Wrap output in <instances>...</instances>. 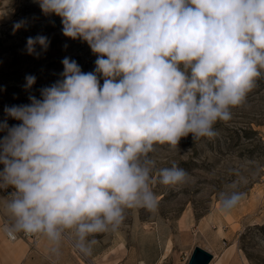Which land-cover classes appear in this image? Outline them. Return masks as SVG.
I'll return each mask as SVG.
<instances>
[{
    "label": "clouds",
    "instance_id": "1",
    "mask_svg": "<svg viewBox=\"0 0 264 264\" xmlns=\"http://www.w3.org/2000/svg\"><path fill=\"white\" fill-rule=\"evenodd\" d=\"M38 2L97 59L85 73L63 58L62 78L41 88V98L4 108L0 211L10 222L2 231L12 240L44 238L55 257L65 240L91 257L96 236L116 232L127 209L156 211L152 184L189 181L175 163L156 169L154 145L175 148L189 134L194 142L214 138V125L244 103L264 69V0ZM25 23L16 22L13 34ZM49 46L38 35L25 50L39 58ZM36 79L27 75L25 90ZM243 198L221 192V211Z\"/></svg>",
    "mask_w": 264,
    "mask_h": 264
},
{
    "label": "rangeland",
    "instance_id": "2",
    "mask_svg": "<svg viewBox=\"0 0 264 264\" xmlns=\"http://www.w3.org/2000/svg\"><path fill=\"white\" fill-rule=\"evenodd\" d=\"M22 20L25 27L13 34ZM62 28L61 17L46 16L38 0H0V122L6 106L29 104L30 94L41 98V88L62 78L63 58L76 60L85 73L94 70L97 55L87 42L63 35ZM38 35L50 40L39 58L25 50L27 38ZM29 74L37 79L25 90ZM230 111L229 121L214 125V138L194 142L189 134L175 148L154 145L150 157L156 169L175 163L190 179L177 186L157 181L151 185L159 201L155 212L127 209L116 232L98 234L92 255L99 264H188L197 246L215 255L211 264L220 259L264 264V69L244 103ZM224 191L244 194L227 213L220 209Z\"/></svg>",
    "mask_w": 264,
    "mask_h": 264
},
{
    "label": "crops",
    "instance_id": "3",
    "mask_svg": "<svg viewBox=\"0 0 264 264\" xmlns=\"http://www.w3.org/2000/svg\"><path fill=\"white\" fill-rule=\"evenodd\" d=\"M7 193L0 190V203L7 199ZM10 220L0 211V264H87L91 260L93 264H99L93 255L85 257L75 250L71 243L65 240L61 247L59 257L49 252V246L44 238L33 246L29 239L17 234L15 240L9 239L2 231V226ZM212 263V262H211ZM214 264H228L226 259H220Z\"/></svg>",
    "mask_w": 264,
    "mask_h": 264
},
{
    "label": "water",
    "instance_id": "4",
    "mask_svg": "<svg viewBox=\"0 0 264 264\" xmlns=\"http://www.w3.org/2000/svg\"><path fill=\"white\" fill-rule=\"evenodd\" d=\"M215 255L203 247L197 246L188 264H211Z\"/></svg>",
    "mask_w": 264,
    "mask_h": 264
},
{
    "label": "built area",
    "instance_id": "5",
    "mask_svg": "<svg viewBox=\"0 0 264 264\" xmlns=\"http://www.w3.org/2000/svg\"><path fill=\"white\" fill-rule=\"evenodd\" d=\"M10 191H12V189L10 188V189H8V192H10ZM5 193H7V192H5ZM22 237H25V238H27V239H29L30 240V242H31V244L33 245V246H35V244L37 243L36 242V238L35 237H26V236H24V234L22 233Z\"/></svg>",
    "mask_w": 264,
    "mask_h": 264
},
{
    "label": "bare ground",
    "instance_id": "6",
    "mask_svg": "<svg viewBox=\"0 0 264 264\" xmlns=\"http://www.w3.org/2000/svg\"><path fill=\"white\" fill-rule=\"evenodd\" d=\"M2 167H3V165H2Z\"/></svg>",
    "mask_w": 264,
    "mask_h": 264
}]
</instances>
